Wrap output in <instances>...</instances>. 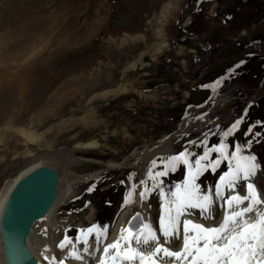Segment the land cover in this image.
I'll return each mask as SVG.
<instances>
[{
	"label": "rangeland",
	"instance_id": "374dc122",
	"mask_svg": "<svg viewBox=\"0 0 264 264\" xmlns=\"http://www.w3.org/2000/svg\"><path fill=\"white\" fill-rule=\"evenodd\" d=\"M160 43L166 47L158 52ZM241 61L216 94L202 87ZM120 85L129 91L97 97ZM241 117L233 142L251 141L246 151L264 164V135H245L251 125L264 133V123H257L264 122V0H0V191L29 163V153L50 158L64 181L101 172L73 185L74 198L55 214L54 221L70 223L60 241L92 224L112 230L136 202L137 190L134 202L126 205L125 198L130 184L145 178L149 167L137 169L145 150L166 142L176 154ZM16 129L39 134V142L29 143ZM218 138L210 134V146ZM91 141L100 147L78 148ZM225 170L222 165L199 182L214 189ZM184 176L181 168L168 181ZM258 183L264 188V176ZM147 203L158 224L159 194ZM213 213L214 220L197 210L188 218L216 222L223 211L217 205ZM96 255L85 260L97 264Z\"/></svg>",
	"mask_w": 264,
	"mask_h": 264
},
{
	"label": "snow or ice",
	"instance_id": "6c2138e0",
	"mask_svg": "<svg viewBox=\"0 0 264 264\" xmlns=\"http://www.w3.org/2000/svg\"><path fill=\"white\" fill-rule=\"evenodd\" d=\"M243 63L230 69L227 77L202 87L216 94L224 79L235 74ZM203 118V115L196 117ZM243 123L244 118H238L219 133H205L202 140L188 141L176 154L153 159L145 178L139 184H130L126 205L134 202L137 187L142 186L139 195L143 200L152 193L159 194L158 229L145 223L137 212L127 226L120 229L117 239L107 242L108 227L92 224L78 229L74 239L65 235L58 247L62 251L68 249L67 256L51 259L56 264H65L69 259L84 261L86 254H93L94 247L95 252L101 249L103 252L99 264H264V199L261 198L264 188L258 183L259 177L264 176V164L246 151L251 149V141L233 142ZM254 128L255 125L249 126L245 135H264L254 132ZM210 134L219 137L211 146ZM194 148L202 150L197 153ZM222 165H226V170L219 175L214 189L199 182L205 173H216ZM181 168L185 172L184 179L169 182L170 174ZM134 178L135 173H131L130 179ZM217 205L223 211V220L218 224L206 226L188 218L192 210H197L203 219L214 220L213 208ZM175 240H182L179 250L168 246ZM78 245L83 246L82 250ZM141 246L152 250L145 251Z\"/></svg>",
	"mask_w": 264,
	"mask_h": 264
},
{
	"label": "bare ground",
	"instance_id": "6f19581e",
	"mask_svg": "<svg viewBox=\"0 0 264 264\" xmlns=\"http://www.w3.org/2000/svg\"><path fill=\"white\" fill-rule=\"evenodd\" d=\"M171 4L165 5L163 8V16L168 17L170 12H171ZM140 36V35H139ZM138 37V36H137ZM130 38L131 40L137 41L139 38ZM143 38V37H142ZM129 43V37H126L123 39V44ZM163 47H166L165 44H159L158 45V52L162 50ZM144 54V53H143ZM155 55V54H154ZM142 58V56H140ZM140 60V59H139ZM136 63H132L128 69H132ZM129 91V88L127 85H120L117 88L101 92L97 95V97H100L102 99H106L109 97H117L119 95H122L124 93H127ZM17 133L21 134L22 137L26 138V141L29 143H35L40 139V135L34 133L33 131L25 130V129H16ZM186 130H184L185 132ZM175 139V138H174ZM172 140V139H171ZM170 141V140H169ZM39 142V141H38ZM169 143V142H168ZM169 144H172L170 142ZM99 143L97 141H91L88 143H83L78 145V148L81 149H96L99 148ZM174 148L171 145H166V142L162 143L160 146H157L154 149H147L143 152V156L141 158V162L137 164V169L139 173L144 172L147 167H149V163L157 156L159 155H167V154H174ZM28 158L31 160L29 163L19 171L17 175H15L13 178L9 179L3 186L2 190L0 191V220L2 216V212L4 210L5 204L7 200L9 199L12 191L14 190L15 186L18 184V182L27 176L30 172L33 170L40 168V167H51V168H56L59 170L57 167H54V162H51L49 159L50 158H44L40 157L38 158L32 153L27 154ZM53 161V160H52ZM122 166V165H121ZM120 164H110L109 168H119ZM147 171V170H146ZM60 173V171H59ZM101 172L94 173L92 175L84 176V177H76L75 179L69 178L64 181L62 174L60 173L59 175V196L57 199L56 204L50 211V213L42 220H40L35 226L33 227V230L29 237L27 238V245L29 249L31 250L32 254L37 258L38 264H56V261L52 260L51 257H57L58 259H62L67 256L68 254V249L61 250L58 247V244L60 243V238L59 234L65 230L69 226V221H54L55 214L57 215L58 210L60 208L63 209V206L67 205L75 196V191L73 188V185L87 182L88 180L97 177L100 175ZM145 173V172H144ZM64 183H66L64 185ZM139 184V183H137ZM137 198L135 204L131 205V207L125 208L122 210L119 214V217L115 221V224L113 225L112 230L108 231V240L107 242H112L117 239V237L120 234V229L122 227H126L128 224V221L131 219L133 215H135L137 212H141L143 217H145V223H150L153 225L154 228L158 229V225L154 219L153 214L151 213L149 209V205L146 200L141 199L139 193L142 190V186L137 187ZM264 196V195H263ZM262 196V197H263ZM218 209V208H217ZM59 210V211H60ZM217 213V212H215ZM221 218L216 222H209L206 223V221L203 222L206 226L209 224H218L219 222H222L223 220V214H221ZM218 217V216H217ZM191 219V218H190ZM194 222L200 223V221L196 220L195 218H192ZM92 222L91 219L88 220V223ZM47 232V237L42 233ZM177 241V240H176ZM174 241V243L176 242ZM181 245L178 247L180 248ZM171 250H179L176 246L173 247L172 244L168 245ZM70 247V246H69ZM143 250L145 251H151L152 249L150 247L146 246H141ZM60 249V250H59ZM95 250L93 248V254L90 256L94 257L96 259L95 255ZM4 254V243L0 234V255ZM103 252L97 256V260L99 264V260L102 258ZM45 257H48V259H45ZM87 260V259H86ZM75 261V260H67L65 264H88L87 261ZM171 264V262H169ZM187 264V262H185Z\"/></svg>",
	"mask_w": 264,
	"mask_h": 264
},
{
	"label": "water",
	"instance_id": "95a60500",
	"mask_svg": "<svg viewBox=\"0 0 264 264\" xmlns=\"http://www.w3.org/2000/svg\"><path fill=\"white\" fill-rule=\"evenodd\" d=\"M59 175L56 168H37L22 178L12 191L0 220V234L9 264H38L27 245V238L35 224L56 204Z\"/></svg>",
	"mask_w": 264,
	"mask_h": 264
},
{
	"label": "clouds",
	"instance_id": "9594fccd",
	"mask_svg": "<svg viewBox=\"0 0 264 264\" xmlns=\"http://www.w3.org/2000/svg\"><path fill=\"white\" fill-rule=\"evenodd\" d=\"M0 264H9V258L7 253L0 255Z\"/></svg>",
	"mask_w": 264,
	"mask_h": 264
}]
</instances>
